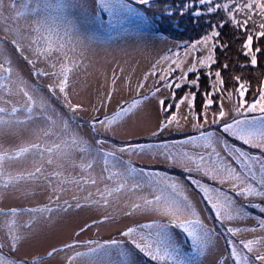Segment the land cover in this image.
I'll return each mask as SVG.
<instances>
[{
	"label": "snow or ice",
	"instance_id": "obj_1",
	"mask_svg": "<svg viewBox=\"0 0 264 264\" xmlns=\"http://www.w3.org/2000/svg\"><path fill=\"white\" fill-rule=\"evenodd\" d=\"M98 2L110 17L106 23L112 28L122 26V13L133 11L125 0ZM136 3L148 5L150 0ZM198 4L203 10H193L194 16H222L210 23L209 31L200 39L175 45L183 47V54L169 49L151 63L135 84L131 73L125 75V69L119 65V71L113 68L110 76L101 73L103 82L93 90L95 101L87 122L95 134L90 140L81 135L76 122L78 115L89 109L73 100V95L78 94L77 85L87 86L81 77H87L93 67L88 57L90 44L81 38L80 27L101 26L105 22L95 16L89 18L86 5L77 0H0V199L8 193L27 196L36 188L48 193V203L43 206L0 208V264H42V258L29 262L17 260L13 254L35 226L51 224L59 213L84 207L102 213L103 219L93 224L109 221L117 213L159 219L122 231L126 242L74 241L60 249L53 248L48 257L57 251L74 250L66 255V264H133L125 247L128 243L154 264H195L196 257L205 254L212 244L214 231L201 219L187 187L159 172L133 167L130 160L121 159L125 153L150 154L181 167L210 206L215 220L233 238L227 240L232 264H264V218L254 217L252 227L234 226L249 220L245 205L234 196L252 208L258 207L254 199L264 200V78L253 89L249 80L233 75L234 84L229 88L222 76L229 63L225 61L213 68L218 63L216 50L224 52L229 47L220 39V29L225 26L234 30V39L243 37L239 51L247 62L239 67H257L258 54H264L260 46L264 39V0H198ZM189 8L192 5L185 3L180 14ZM76 12L83 18L79 24L73 18ZM20 59L31 66L34 80L24 77L17 62ZM202 70L211 90L200 93ZM189 74H194V78L189 79ZM41 78H47V92L41 89ZM150 79V96L157 100L162 117L150 135L157 137L173 127L179 130L181 121L187 122L189 117L198 134L171 143L125 147L108 145L104 139L96 138L115 133L136 117L141 105L150 98L148 94L141 95ZM185 85L196 91H185L178 98L177 90ZM120 87L134 91L136 98L118 103L109 112ZM162 89L167 91L158 95ZM198 93L203 96L199 114L194 103ZM53 97L67 109L66 113L53 105ZM225 101L230 104L227 110ZM213 104H217L218 110L212 112L211 123L222 124L219 134L203 130ZM182 106H186V115L182 114ZM223 134L259 150L261 155L230 144ZM193 174L220 187L192 179ZM67 193H72L70 200L63 198ZM259 211L264 214V207ZM23 215L29 218L21 223ZM171 228L180 229L191 241V259L173 239ZM78 247H85L86 251L75 250Z\"/></svg>",
	"mask_w": 264,
	"mask_h": 264
},
{
	"label": "rangeland",
	"instance_id": "obj_2",
	"mask_svg": "<svg viewBox=\"0 0 264 264\" xmlns=\"http://www.w3.org/2000/svg\"><path fill=\"white\" fill-rule=\"evenodd\" d=\"M132 1L134 0H125V3L129 4L133 11L124 12L120 15V19L123 22L122 26L112 28L106 23L110 17L107 13L102 11L98 0H77L78 3L86 5V12L89 18L95 16L99 21L105 22L101 26L89 24L81 25L80 27L81 38L90 44L88 57L93 67L89 69L90 74L87 77H81V82L83 83L86 80L87 86L82 87L81 84H78V94L73 95V100L74 102L83 103L85 108L89 109V111L80 113L76 122L80 125L81 135L90 140L95 134L91 132L87 122L92 115L90 110L91 104L95 101L93 90L103 82V76L101 75L102 72L110 76L113 68H117V65L122 66L125 69V75L131 73L132 83L135 84V82L142 78L143 74L150 68L151 63L160 56L167 54L169 49L180 54H183L184 51H180L179 48L175 47V45H178L176 41L156 33L153 20L144 13L143 8L139 6V4H137L139 7H136V5L132 4ZM73 18L76 19L78 24L83 19L78 12L74 13ZM216 54H218L217 51ZM216 56L219 61L218 66L225 63L226 60L224 61V58L226 59V57H230V55H225L223 56V59H219V56ZM237 59L241 60V58L238 57ZM117 71H119L118 68ZM238 73V70L233 69L232 64L229 63V68L222 72L227 87H232L234 84L232 76L237 75ZM247 73L248 72H246L245 75ZM263 76L264 74L261 72L257 75L249 74L245 79L251 82L253 88L258 85L259 80L263 78ZM24 77H27L30 80L35 79L31 76V68L29 72L27 71V75L25 73ZM192 78H194V74H189V79ZM204 79L208 80V78L203 75L202 70L200 81L203 83ZM47 82V78H41L40 80L41 89L44 92H47L46 87H44ZM202 83H200V89H202V92L207 88H209V91L211 90L210 86L202 87ZM206 83H209L210 85L209 80ZM120 84H122V81ZM151 85L152 80L150 79L147 82L146 88L141 90V95L148 94L150 96ZM188 89V86L185 85L177 90V97L179 98L182 96L185 91H188ZM166 91L167 90L162 89V93L158 95H162ZM134 98H136L134 91L120 87L115 93L108 111L112 112L118 103L131 102ZM247 98L251 99V96H247ZM167 102L171 103L170 100ZM52 103L58 110L65 113L67 112V109H64L61 102L57 101L55 97L52 98ZM198 104L200 105V102ZM225 108L226 110L230 108V104L226 101ZM174 110L175 109H173V111ZM182 110V114L186 115V106H182ZM217 110L218 106L217 104H214L208 113V124L205 125V128L203 129L204 131H212L219 134L222 124L211 123L212 112ZM252 115L254 114H249V117ZM161 118L158 102L155 98H151L150 96L149 100L141 105L134 119L127 121V123L118 128L115 133H108L96 138L104 139L108 145L125 147L128 144L171 143L198 134V131L192 128L193 121L189 117L187 122H184L183 120L181 121L182 127L179 130L173 127L170 130H165L157 137H152L150 133L156 130ZM226 119L230 120V117ZM187 134L189 135L187 136ZM223 136L230 144L242 147L252 155H261L259 150L250 149L248 146L242 145L232 137L227 136V134H223ZM121 159L130 160L132 166L135 168L143 169L147 172H159L162 175L175 178L187 187L189 194L201 215V219L214 231L212 244L205 254L196 257L195 264H225V261H227V264H232L228 259L229 249L227 240L233 238L230 237L224 228L221 227L219 222L215 220V214L211 211L210 206L207 205L206 201L202 200L198 190L195 189V186L192 185L190 179H188V174L185 173L181 167L172 166L165 162L162 157L153 158L150 154L132 155L130 153H125L121 156ZM192 179H199L202 183L209 184L212 187H220L215 184V182L210 181L207 178H201L195 174L192 175ZM71 195L72 193H67L63 198L70 200ZM231 195L234 196V194ZM47 197V191L42 188H36L27 196H23L20 193H8L0 199V208L8 209L15 207L18 209H25L39 207L48 203ZM234 198L237 199L239 203L244 204L246 211L249 213L248 221L234 226L252 227L254 226V217L261 216L264 218V214H261L259 211L260 207H264V200L259 198L254 199L253 203L257 204L258 207L252 208L248 206L242 198L235 196ZM109 211H111V209ZM28 218L27 215L21 216V223L27 221ZM102 219V213L95 208L90 207L80 209L74 208L66 213L61 212L53 223L35 226L34 230L30 232L28 237L20 243L18 250L13 255L17 260H27L30 262L33 258H42V264H66V255L71 254L74 250L57 251L52 257H48L47 253L53 248L60 249L65 244L73 243L74 241L80 243H86L89 241L105 243L115 239L126 242V238L121 236L122 231H126L128 227H138L140 224L153 223L159 218L139 214L125 216L122 213H117L114 215V218L109 221L100 224H93V221ZM85 225H91V227H85ZM81 228H84L85 230L81 232ZM170 231L173 234V239L180 246L182 252L188 259H191V241L187 239L186 234L178 228H171ZM77 233H79L78 236L76 235ZM125 247L131 253L133 264H154L151 259L145 257L131 244L125 243ZM75 250L86 251V248L78 247Z\"/></svg>",
	"mask_w": 264,
	"mask_h": 264
},
{
	"label": "trees",
	"instance_id": "obj_3",
	"mask_svg": "<svg viewBox=\"0 0 264 264\" xmlns=\"http://www.w3.org/2000/svg\"><path fill=\"white\" fill-rule=\"evenodd\" d=\"M185 3L191 4L192 8L184 10V14L181 15L180 11L182 10ZM132 4L136 5V7L141 6L144 13L151 20H153L156 33L166 36L167 38H171L179 45L192 43L200 39L209 31L210 23H215L222 16V13L201 17L194 16L192 14L193 10H203V6L198 4V0H150L148 5L139 4V6L137 5L138 3H136V0H134L132 1ZM169 11L172 12V15L167 14ZM220 32V39L227 42L229 47L224 52L220 51V49L216 50L218 52L216 55L219 56V59H223V56L225 55H230V57H226V59L224 58V61L226 60L228 63L232 64V68L238 70L239 73L237 75H240L242 79H245L249 74L257 75L261 72L264 74V54H258L259 64L256 67L257 70L253 69L250 64H248L247 67L241 69L239 64L247 62V58H245L239 51L243 37L241 36V39H234V35L236 34L234 33V30L231 28V26H225L223 29H220ZM260 46L264 48V39L260 41ZM179 50L182 51L184 49L181 47ZM237 57L241 58V60H238ZM218 64L219 63H217L214 68H218ZM246 72L248 73L245 75ZM207 81V79H204L203 83L200 81V83H202V87L210 86L209 83H206ZM208 89L209 88L205 90ZM253 89H255V87H253ZM188 90L196 91L194 87ZM201 92L202 89H200V93ZM200 93L197 94L194 102L195 111L198 114L202 111L203 103V97ZM199 102L200 105L198 104ZM198 119L203 120L202 116H198ZM188 135L189 134H187V136Z\"/></svg>",
	"mask_w": 264,
	"mask_h": 264
},
{
	"label": "flooded vegetation",
	"instance_id": "obj_4",
	"mask_svg": "<svg viewBox=\"0 0 264 264\" xmlns=\"http://www.w3.org/2000/svg\"><path fill=\"white\" fill-rule=\"evenodd\" d=\"M18 65L22 71V74L25 76V73L27 75V71L29 72L30 71V68L31 66L30 65H27V63L25 61H23L22 59L18 60ZM26 79H29L27 77H25Z\"/></svg>",
	"mask_w": 264,
	"mask_h": 264
}]
</instances>
